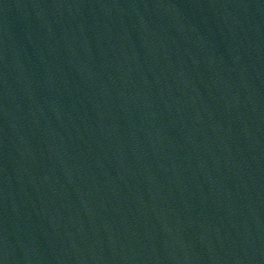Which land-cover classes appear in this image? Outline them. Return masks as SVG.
<instances>
[{"label":"water","instance_id":"1","mask_svg":"<svg viewBox=\"0 0 264 264\" xmlns=\"http://www.w3.org/2000/svg\"><path fill=\"white\" fill-rule=\"evenodd\" d=\"M0 264H85L40 107L1 10Z\"/></svg>","mask_w":264,"mask_h":264}]
</instances>
